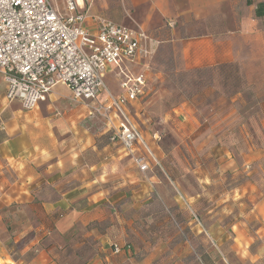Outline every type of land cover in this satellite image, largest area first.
I'll return each instance as SVG.
<instances>
[{
  "label": "crops",
  "instance_id": "1",
  "mask_svg": "<svg viewBox=\"0 0 264 264\" xmlns=\"http://www.w3.org/2000/svg\"><path fill=\"white\" fill-rule=\"evenodd\" d=\"M261 1L264 0H104V5L105 12H110L105 13L109 19L147 29L158 40L157 50L162 42L173 48L181 70L233 64L253 92L264 93V16L255 14ZM92 3L93 0L88 2L86 9L92 16L100 14ZM88 20L94 28L93 17ZM146 61H125L122 68L125 73L137 75L144 71ZM152 66L151 62L145 95L124 107V118L121 111L113 110L111 122L91 115L81 102L72 100L65 84L57 85L35 108L25 110L20 101L8 100L7 83L0 75V264H64L61 254L75 225L88 226L109 218L115 220L113 225L88 233L99 240V254L90 264H152L161 256L163 245L153 243L148 219L139 215L142 202L153 196L163 182L151 175L155 169L163 168V155L159 157L141 129L148 89L153 78H158ZM119 70L116 67L105 77L113 94L124 92ZM262 98L259 105L212 109L209 119L214 134L208 142L249 147L243 151L248 175H257L259 170L248 172V168L264 157L263 149L257 147L262 142L255 132L264 128ZM188 112L182 113V119L198 122L195 111ZM122 120L140 132L158 162L150 158L147 175L121 143L107 136L120 127ZM235 129L240 133L237 139L231 133ZM218 131L223 134L216 135ZM136 150L141 152V146ZM182 176L183 173L176 177L166 173L165 182L179 196L164 194L176 203L179 198L187 201L192 197ZM208 176L211 178V174ZM203 178L208 182L207 174ZM251 184V190H256L255 183ZM194 193L196 197L203 195L201 189ZM250 222L255 225L251 227ZM11 226H18V230L10 233ZM230 232L231 235H220L216 230L212 235L223 264H264V194L260 193L259 199L244 210V217L231 225ZM127 243L133 245L134 254L122 248ZM114 244L121 247L119 253L113 251Z\"/></svg>",
  "mask_w": 264,
  "mask_h": 264
},
{
  "label": "rangeland",
  "instance_id": "2",
  "mask_svg": "<svg viewBox=\"0 0 264 264\" xmlns=\"http://www.w3.org/2000/svg\"><path fill=\"white\" fill-rule=\"evenodd\" d=\"M92 5L97 14H110L105 12L104 0H93ZM158 47L151 58L153 74L158 78H153L148 89L150 93L141 129L153 142L159 157L163 155V168L155 169L151 174L163 182L161 187L155 188L153 196L142 202L139 215L148 219L154 243L163 245L156 264H223L222 255L213 242V232L217 230L220 235H231V225L244 217V210L259 199L260 193L264 194V175H258L264 172V157L248 168V172L254 168L259 170L257 175L255 172L248 175L243 151L249 147L237 143L226 147L212 140L208 142L214 134L210 114L212 109L259 105L264 93L253 92L249 81L243 80L233 64L185 71L179 68L173 48L164 42ZM189 109L190 113L195 111L201 126L195 120L192 123L182 119V113H189ZM191 125L195 128L189 127ZM255 132L262 142L257 147L264 152V128ZM231 133L235 139L240 135L236 129ZM222 134L218 131L216 135ZM225 150L229 153H224ZM216 153L220 155L216 156ZM166 173L172 177L183 173L185 188L192 197L187 201L179 198L178 203L166 197L165 192L179 196L175 188L171 189V185L165 182ZM206 174L208 182L203 178ZM251 183H255L257 191L251 190ZM198 189L203 193L201 197L195 196ZM113 208L119 213L117 205ZM114 222L109 218L91 222L88 226L77 223L66 240V245L70 243L71 246L61 256L69 253L71 258H67L72 264L79 262L77 252L84 257L97 256L99 240L88 233L93 228L105 230ZM254 225L250 222L251 227ZM11 227L8 228L10 233L18 230V226ZM225 247L228 244L225 243Z\"/></svg>",
  "mask_w": 264,
  "mask_h": 264
},
{
  "label": "built area",
  "instance_id": "3",
  "mask_svg": "<svg viewBox=\"0 0 264 264\" xmlns=\"http://www.w3.org/2000/svg\"><path fill=\"white\" fill-rule=\"evenodd\" d=\"M90 1L0 0V75L10 102L18 100L23 109H33L57 85L65 84L72 100L111 122L113 110L121 111L124 118V107L145 95L158 40L143 26L120 24L102 14L92 16L86 9ZM90 17L94 28L88 23ZM136 58L147 59L144 71L125 73L123 62ZM116 67L123 75L121 94L111 93L105 78ZM110 132L111 140L121 143L142 173L150 170V158L158 163L143 136L126 120ZM120 250L115 244L113 251Z\"/></svg>",
  "mask_w": 264,
  "mask_h": 264
},
{
  "label": "trees",
  "instance_id": "4",
  "mask_svg": "<svg viewBox=\"0 0 264 264\" xmlns=\"http://www.w3.org/2000/svg\"><path fill=\"white\" fill-rule=\"evenodd\" d=\"M255 14H257V16H264V1H261V2H259V4L257 5V7H256V10H255ZM111 132H108L107 133V136L109 137V139L111 140ZM93 229H95V228H93ZM96 229H98V228H96ZM98 230H100V231H104L103 230V228L102 229H98ZM153 243H154V241H153ZM115 245V244H114ZM113 245V246H114ZM117 245V244H116ZM69 246H71V244L70 243H68V245H66V250L68 249V247ZM123 249H125V250H130L131 252H132V254H134V248H133V245L132 244H130V243H127L124 247H122ZM63 253V252H62ZM80 253V252H79ZM62 255V254H61ZM77 255H78V259H79V262L77 261V262H75V263H73V264H88L89 262H91V259H93V257H95L96 255H92L91 254V256L90 257H84V256H80L79 254H78V252H77ZM137 255V257H139L140 255H138V254H136ZM67 257H69V258H71V256H70V254L69 253H67V255L65 256V257H63V256H61V259H63L62 260V262L64 263V264H72L71 263V259L69 260ZM83 258L82 260L80 259V258ZM133 257H135V255H133ZM152 264H156V261L155 262H153Z\"/></svg>",
  "mask_w": 264,
  "mask_h": 264
}]
</instances>
